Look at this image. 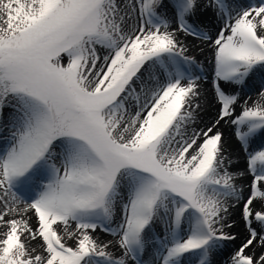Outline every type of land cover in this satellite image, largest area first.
<instances>
[{"label": "snow or ice", "instance_id": "snow-or-ice-1", "mask_svg": "<svg viewBox=\"0 0 264 264\" xmlns=\"http://www.w3.org/2000/svg\"><path fill=\"white\" fill-rule=\"evenodd\" d=\"M0 264H264V0H0Z\"/></svg>", "mask_w": 264, "mask_h": 264}, {"label": "bare ground", "instance_id": "bare-ground-1", "mask_svg": "<svg viewBox=\"0 0 264 264\" xmlns=\"http://www.w3.org/2000/svg\"><path fill=\"white\" fill-rule=\"evenodd\" d=\"M182 39H184L186 45L189 47V53H193L194 56L197 57L198 60L204 61V57L207 54V52L205 51L204 53L200 52V41L197 40L194 37H181ZM247 95H251L253 98H255L256 93H248ZM212 109H209V112H212ZM205 119H208V116L205 115L204 117ZM221 130L224 132L225 134V139H226V148H229L231 151H236L237 150V145L238 142L235 140V137L232 135V130L227 126V125H223ZM240 167L243 166V160H240ZM107 239L108 237H102Z\"/></svg>", "mask_w": 264, "mask_h": 264}, {"label": "rangeland", "instance_id": "rangeland-1", "mask_svg": "<svg viewBox=\"0 0 264 264\" xmlns=\"http://www.w3.org/2000/svg\"><path fill=\"white\" fill-rule=\"evenodd\" d=\"M189 54L194 55L193 53H189Z\"/></svg>", "mask_w": 264, "mask_h": 264}]
</instances>
